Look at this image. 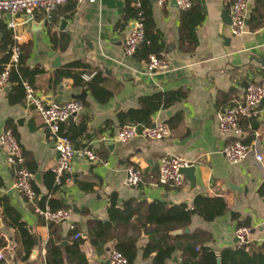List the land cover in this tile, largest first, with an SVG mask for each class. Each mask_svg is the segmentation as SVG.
I'll return each mask as SVG.
<instances>
[{"label": "crops", "instance_id": "1", "mask_svg": "<svg viewBox=\"0 0 264 264\" xmlns=\"http://www.w3.org/2000/svg\"><path fill=\"white\" fill-rule=\"evenodd\" d=\"M128 2H68L53 11L49 19L38 10L31 15L5 13L0 18V41L2 27L10 29L7 23L15 20L18 25L10 30L21 47L24 66L42 69L31 78L37 95L47 102L77 99L83 103V110L63 123L64 130L73 137L74 146L88 145L101 160L107 161L105 164L76 158L73 172L65 176L60 185L52 183L48 187L49 177L45 173L55 165L57 150L47 139L41 119L25 105L24 99L16 103L9 101L7 92L12 88L9 82L8 89L0 91V134L10 121L23 149L26 167L34 170V176L41 174L39 182L35 179L34 182L40 197L44 198V205L54 200V205L71 209V218L68 222L55 223L53 232L50 223L34 213L31 204L13 188L14 170L7 163V151L0 146V253L3 255L0 264H45L50 239L57 245L67 241L62 250L65 258L66 248L76 239L70 224L82 239L80 250L86 264H110L108 257L115 249V242L107 241L97 250L90 243L88 231L95 221L111 222L112 195L119 209L129 201L135 202L141 209L137 217L142 222L153 202H164L167 207L184 204L192 208L198 195L220 197L226 204L221 215L207 221L193 214L189 225L171 224L169 233L173 235L174 230L188 228V232L175 235H193L200 245L219 254L236 247L234 231L244 224L251 228L249 247L264 243V161L259 163L249 157L242 162L229 163L221 149L231 137L220 134L217 118L226 108L217 105L219 93L236 102L242 99L248 81L264 85V21L253 29L255 19L252 18L257 0H251L247 30L239 36H233L229 30L232 0H192L201 20L195 28L197 45L188 53L178 47L182 10L176 0H166L164 5L150 0L152 18L162 39V56L169 62L166 70H149L144 59L124 54L122 43L134 20L127 16ZM63 19L66 24L60 29ZM53 35L61 41L54 43ZM61 42L65 46L62 47ZM3 54L0 51V59ZM71 63L79 64L70 69L75 74L100 72L103 86L112 93L109 99L102 103L85 86L75 84L71 77L59 76L58 70ZM83 92L82 98H76ZM140 103L152 111L149 125H169L171 120L180 117L179 122L165 139L138 136L125 144L119 143L115 140L122 126L118 113L137 108ZM260 108L264 110V98ZM241 124L244 125L245 120L241 119ZM254 125L264 129V112ZM101 136L109 139L101 140ZM261 151L264 156V143ZM166 154H175L192 163L194 183L184 174L182 186L157 184L159 161ZM128 166L141 171L142 181L137 187L124 185ZM3 197L8 198L36 240L29 252L23 247L17 230L4 217ZM146 226L154 231L156 225ZM148 230L139 231L132 264H152L155 253L143 255L150 241ZM182 258V251L177 250L166 263L181 264ZM65 264L75 263L70 260Z\"/></svg>", "mask_w": 264, "mask_h": 264}, {"label": "built area", "instance_id": "2", "mask_svg": "<svg viewBox=\"0 0 264 264\" xmlns=\"http://www.w3.org/2000/svg\"><path fill=\"white\" fill-rule=\"evenodd\" d=\"M84 1L94 2V0H0V18L3 14L9 13L11 16L18 14L31 15L34 11L44 12L47 19L51 17L53 11L59 6L73 2L80 4ZM166 0H157L158 4L164 5ZM178 7L188 9L192 5V0H176ZM136 16L133 20V27L125 36L122 48L127 56H133L137 47L144 40V26L141 1L135 0L133 3ZM251 0H232L230 6L231 22L230 33L233 36L242 35L247 30V18ZM8 28L15 29L18 23L10 20ZM21 55V47L15 42L10 47V56L2 71H0V91L9 85V72L16 68ZM169 62L165 58L157 57L154 54L149 56L147 68L149 70H166ZM91 74H82L84 80H89ZM24 89V103L30 107L41 119L46 128L47 139L59 152V157L52 167L54 173V184L60 185L68 174L73 172V164L76 158L87 162L107 161L101 160L98 154L88 145L75 147L72 140L64 135L60 126L69 118L78 115L83 110V103L77 99H71L63 103L47 102L35 92L31 83L22 80ZM264 98V85L257 81H248L244 87L242 99L235 104L226 107L221 111L218 118V128L222 135H229L231 138L221 149V153L229 163L242 162L249 157L262 163L264 156L261 145L264 143V129L256 127L254 121L261 119L264 110L260 108ZM241 119L245 124H241ZM171 134V128L166 123L155 124H124L116 133L115 140L125 144L134 137H142L151 140H162ZM101 140H107L106 136H101ZM0 146L7 151V163L14 170L15 180L13 188L20 192L27 203L31 204L34 213L50 223H64L70 221L71 209L61 208L53 210L49 205L40 206L37 204V193L33 187L34 173L25 165V156L21 144L11 129H6L0 134ZM188 160L175 154H166L160 158L158 165V185L170 187L182 186L185 182V175L180 171L184 167L191 166ZM142 181L140 169L134 166L126 168L124 185L127 187H137ZM73 229L74 225L70 224ZM79 233L75 237H79ZM234 236L238 245L249 247L251 228L247 225L238 226L234 231ZM0 259L3 255L0 253ZM110 264H127L126 257L116 249L109 254Z\"/></svg>", "mask_w": 264, "mask_h": 264}, {"label": "trees", "instance_id": "3", "mask_svg": "<svg viewBox=\"0 0 264 264\" xmlns=\"http://www.w3.org/2000/svg\"><path fill=\"white\" fill-rule=\"evenodd\" d=\"M140 1V8L143 17L142 22L144 26V40L137 47L134 55L145 61H148L151 54L162 58V39L152 18L151 2L150 0ZM134 2L135 0H129L126 9L127 16H136ZM252 18L255 19L253 29L258 28L263 24V0H257ZM200 20L201 14L198 11V8L193 4L190 8L182 10L178 40V47L181 51L187 53L194 51L197 45L195 28ZM2 31L3 36L0 41V51L4 52V54L0 59V71L3 70L5 64L8 62L10 47L15 43L13 33L10 29H7L4 26L2 27ZM61 37L64 38V35H61ZM51 39L54 43L61 41V38L58 39L54 35ZM66 40L67 39H65V45L67 42ZM62 44L63 43L61 42L62 47L65 46ZM76 66H79V64L71 63L67 67L58 70L59 76L71 77L75 84L85 86V88L90 91L98 101L102 103L107 101L112 93L103 86L104 78L101 77L100 72H95L90 80L85 81L82 79V74H75L70 70L72 67ZM40 72H42V69L40 68L35 67L30 69L24 66V58L21 51L17 67L12 68L9 72V82L12 84V88L7 92L9 101L12 103L22 101L24 99L22 80L31 83V78ZM236 102L228 100V97L225 94H218L217 105L222 106V109L231 106ZM151 115L152 111L146 109L145 106L140 103L137 108L120 111L118 113V120L121 125H148L151 120ZM179 119L171 120L169 124L171 129L176 126ZM7 129H11L14 133L10 121L7 122ZM60 130L73 141V137L68 135V132L64 130L63 123L60 126ZM75 147L78 148L76 145ZM31 171L34 173L33 169ZM45 175L49 177L48 187H50L52 183H54V173L51 170L46 172ZM33 187L37 193L36 201L38 205L43 206L44 198L40 197V191L35 182H33ZM49 202V206L53 210L63 208L61 204L54 205V200H50ZM1 204L3 206V213L7 223L17 230L23 247L26 249V252H29L36 242L35 238L29 232L25 223L21 220L20 214L9 204L7 197L1 199ZM225 208L226 204L222 198L207 197L203 195L196 196L192 208H188L184 204L167 207L164 202H153L149 205L148 210L146 211L145 222H142L137 217V215L140 214L141 209L135 202L129 201L124 204L122 209H119L115 206L114 195H112L111 206L109 208L111 222L102 223L100 221H95L89 227V240L92 246L97 250H100L107 241H114L115 249L119 250L126 257L127 264H132L136 256V242L139 231H147V224H155L154 231L148 230L150 241L147 243L143 251L144 256H149L151 253H155L152 259V264H167L166 261L170 259L173 253L177 250L182 251L183 258L181 264H218V257L220 258V264H264V243L260 246L253 245L249 248L237 244L236 247L224 249L217 254L215 250L200 245L193 235H171L169 233L172 230L171 224L185 227L189 225L193 214H198L205 220L211 221L221 215L225 211ZM54 225L55 223L53 222H50L49 224L51 229ZM71 231L73 235L77 232L76 228H73ZM81 242V237H76V239L73 240V243L66 248V257L64 258L62 249L57 243L50 239L46 245L45 264H65V261L70 260L75 264H86L84 254L80 250Z\"/></svg>", "mask_w": 264, "mask_h": 264}, {"label": "water", "instance_id": "4", "mask_svg": "<svg viewBox=\"0 0 264 264\" xmlns=\"http://www.w3.org/2000/svg\"><path fill=\"white\" fill-rule=\"evenodd\" d=\"M28 18H30V16H28ZM65 24H66V20L63 19V20L61 21V24H60V29H63V28L65 27ZM56 61H57V62L59 61L58 58L56 59ZM8 87H9V86L6 85V86L4 87V90H7ZM84 93H85V92H83V94H81V95L76 96V98H82L83 95H84ZM152 125H153V124H152ZM56 156H57V159H58V157H59V152H58V151L56 152ZM180 171H181L183 174H186V175H187V177H188V179H189V181H190L191 183H194V181H195V176H194L195 167H194L193 165L188 166V167H184V168H182ZM40 175H41L40 173H37V174H35V176H34V179H35L36 181H38V182H39ZM13 190H14V189L10 190V191L8 192V194L11 195V193L13 192ZM181 232H188V228H185L184 230L177 229V230L172 231L171 233H172L173 235H175V234H180ZM235 242H237L236 239H235ZM66 244H67V241L64 240V241H61L58 245H59V247H61L62 250H64V247H65ZM218 253H219V251H218ZM174 260H177V258L174 257ZM217 263L220 264V258H219V257L217 258Z\"/></svg>", "mask_w": 264, "mask_h": 264}]
</instances>
